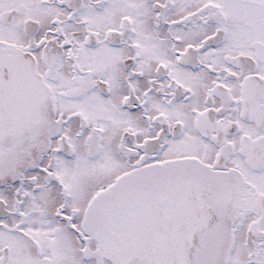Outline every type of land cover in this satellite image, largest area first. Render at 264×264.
<instances>
[{
  "label": "snow or ice",
  "instance_id": "1",
  "mask_svg": "<svg viewBox=\"0 0 264 264\" xmlns=\"http://www.w3.org/2000/svg\"><path fill=\"white\" fill-rule=\"evenodd\" d=\"M0 264H264V0H0Z\"/></svg>",
  "mask_w": 264,
  "mask_h": 264
}]
</instances>
